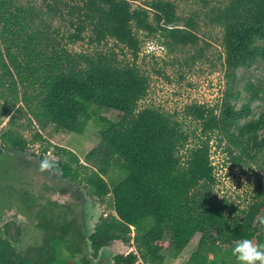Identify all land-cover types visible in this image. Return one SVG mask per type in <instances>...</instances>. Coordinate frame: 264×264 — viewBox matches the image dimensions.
<instances>
[{
    "label": "trees",
    "instance_id": "trees-1",
    "mask_svg": "<svg viewBox=\"0 0 264 264\" xmlns=\"http://www.w3.org/2000/svg\"><path fill=\"white\" fill-rule=\"evenodd\" d=\"M134 1L43 0L37 6L0 0V87L9 93L5 116L22 113L40 131L52 126L56 133H81L93 115L91 107L118 113L114 121L98 119L99 142L84 165L72 151L55 148L57 156L67 157L56 164L63 178L82 185L89 197L102 202L111 197L107 207L114 216L102 218L88 236L94 254L113 241L132 242L135 251L116 255L115 264H168L165 246L177 257L199 233L196 250L182 264H238L232 255L235 243L264 238L256 225L264 211V183L245 208L231 215L225 202L213 196L210 142L213 137L225 142L233 165L264 151V112L242 122L252 113L251 102L263 99L264 87L248 82L247 102L239 109L233 104L240 96L237 71L264 63V0H225L206 14L209 24L221 29L225 88L219 106H184L183 117L194 123L192 128L158 108L139 107L149 80L136 61L139 33L171 53L187 51L184 58L193 62L205 58L196 14L179 16L169 0H150L137 8ZM110 40L130 62L103 49ZM80 41L91 51L68 49ZM0 138L2 151L14 156L29 145L13 129ZM33 139L42 137L36 133ZM49 146L46 142L44 150ZM5 161L0 157V173L13 167ZM259 168L264 173V158ZM113 169L115 177L110 176ZM258 225L264 227V221ZM81 245L75 224L60 222L35 252L24 256L0 238V264H88Z\"/></svg>",
    "mask_w": 264,
    "mask_h": 264
},
{
    "label": "rangeland",
    "instance_id": "rangeland-1",
    "mask_svg": "<svg viewBox=\"0 0 264 264\" xmlns=\"http://www.w3.org/2000/svg\"><path fill=\"white\" fill-rule=\"evenodd\" d=\"M21 1L37 6L43 2V0ZM148 1L150 0H136L132 3V6L133 8L141 7L144 2ZM169 1L175 4L177 14L181 17H189L196 14L198 24L196 34L199 38V46L204 49L205 58L197 59L193 62L191 58H184L189 54L187 51L176 54L171 53L156 39L146 38L143 33H139L138 36L142 40V43L136 65L140 67V70L149 80L147 95L139 102V107L151 106L158 108L182 121L186 127L192 128L194 123L183 117L182 111L184 106L192 103L204 104L208 107L219 106L225 88L222 49L220 45L221 29L209 24L208 16L206 15L212 7L221 5L225 0ZM67 47L74 52L91 51L85 41L69 44ZM103 49L115 52L117 59L120 61H131L130 56H124L112 40L108 41ZM248 82L264 87L263 62H259L249 69L237 71L236 90L240 91V96L237 101L233 102L236 109H239L250 97V92L244 87ZM0 92L4 95V99L0 98V136L6 130L13 129L29 142L23 154L30 161L13 166L14 169L11 170L12 174L0 177V179H3L0 180V187H2L0 188V237L9 240L14 250L21 254V256H24L27 253L35 252L44 243L46 234L52 231H49V227L44 228L39 225L38 218L36 217V215L40 217L44 216L42 210L44 206L46 216L52 217L54 214L53 205H56V213L62 214V218H64V214H71L65 219L68 221L74 219L79 228L82 225L79 216V204L81 202L74 201V196L70 194L65 195L62 193L63 190L68 189V183L56 166L58 162L66 160L67 157L57 156L55 148L58 147L72 151L79 158V163L84 165V157L99 142L97 132L100 129V125L98 124V119L106 117L114 121L119 116L118 113L111 110L91 107L89 112L93 115L81 133H56L52 126H48L45 130L40 131L35 123L30 125L29 120L22 113H15L11 118L10 116L6 117L4 107L6 106L5 99L8 100L9 93L6 86L0 87ZM260 96H263V99L251 102L250 109L252 113L249 117L243 119L242 122L256 118L259 113L264 112V95L260 94ZM19 105L22 106L21 104ZM36 133L42 137V140L33 139ZM262 135L263 131L260 132V136ZM46 142L50 146L45 151ZM210 145L211 161L216 176L213 196L217 201H224L227 205V211L233 215L245 208L252 201L258 190L257 188L264 183V173L259 168L264 158V151L255 159L250 160L244 157L240 165H233L231 157L225 149L227 146L225 142L219 144L213 137ZM7 155L12 156V153H8ZM44 158L54 161L55 166L45 171H40L39 164ZM8 162L14 164L15 160L9 159ZM117 172V169H113L110 172V176L115 177ZM6 183L12 185L21 197L14 191L6 188ZM72 185L77 186V188L82 187V185L76 182H72ZM20 198L24 199L30 206L26 209H22L19 205L11 206ZM110 199L111 197L107 196L99 204L94 197H87L88 203L91 206L87 223L89 231L93 229L101 217L114 216L113 211L107 207ZM47 207H50L52 211L46 210ZM22 210L26 211L22 212ZM260 221H264V211L257 217L256 223L259 228V234L263 237L264 227H259ZM60 222L49 221L43 223L55 227ZM80 231L82 232V229ZM199 238L200 234H195L186 248L177 257H173L170 249L165 246L163 250L165 262L168 264L184 263L196 250ZM262 240L261 243H258L256 239H253L255 243L264 245V238ZM131 243L127 246L120 241H113L106 251L111 256L126 255L129 252L135 251ZM165 243H167V238H165ZM223 248L226 249L228 247L225 246ZM107 261V258H105L100 261V264H107ZM137 263L140 264L141 262L138 261Z\"/></svg>",
    "mask_w": 264,
    "mask_h": 264
},
{
    "label": "flooded vegetation",
    "instance_id": "flooded-vegetation-1",
    "mask_svg": "<svg viewBox=\"0 0 264 264\" xmlns=\"http://www.w3.org/2000/svg\"><path fill=\"white\" fill-rule=\"evenodd\" d=\"M8 153H5L1 150L0 148V157L4 160H6L5 162H8V159L11 160H15V163L13 164V166H18V164H22L24 162L30 161L28 158L24 157V154H18V156H14V154H12V156H8ZM19 156H23V157H19ZM9 163V162H8ZM6 163V164H8ZM12 169H14V167L7 169V167H4L1 169V173H0V177L1 176H9L10 174H12ZM5 171H7V173H5ZM17 178V177H16ZM3 180V179H0ZM67 181V185H68V189L67 190H63L62 193L65 195L70 194L71 196H74L73 200L77 201L80 206V211H79V216H80V220L82 225L80 226V228L77 226L76 221L74 219H70L69 221L65 218H68L71 214H64L62 218V214L60 213H56V209L57 206H54V214L52 215V217H48L45 215V206L42 209L44 212V216L40 217L39 215H36V217L38 218L39 221V225L43 226L44 228H48L49 227V231L54 229L53 225H45L43 222H49V221H61V222H72L75 224L76 228L78 229L79 235L82 237V245H81V249L83 253H86L87 256V262L88 264H100L101 260H104L105 258H107V264H115L113 259L115 256H111L110 253H107L106 249L108 248V246L110 245V243L107 246H101L99 247V249L97 250V252L94 254V251H92V249L90 248V242L88 241V236L93 233L95 227L97 226V224L100 222V220L102 219V217L99 219V221L94 225L93 229L91 231L88 230L87 228V223H88V215H89V209H90V205L88 203L87 197H89L86 194L85 189L83 188V186L81 188H77V186L72 185V183H70V181L68 179H66ZM7 187H10L13 191H15V188L10 185L7 184ZM2 188V187H0ZM16 193L19 194V192L15 191ZM20 195V194H19ZM21 197V196H20ZM98 203L100 204L102 201L95 198ZM10 204V203H8ZM5 205V204H4ZM21 207L22 209H26L27 207L30 206V204L26 203V201L22 198H20L19 200H17L15 202V204L11 205V206H18ZM10 207V206H9ZM46 210L52 211V209L50 207H47ZM26 210H22V212H24ZM106 217V216H105ZM84 224V225H83ZM82 229V232L80 231ZM84 232V234H83ZM1 239H4L2 237H0ZM6 240V239H4ZM9 241V240H8ZM10 242V241H9ZM12 245V244H11ZM13 247V246H12ZM92 259V260H90ZM95 261V262H94Z\"/></svg>",
    "mask_w": 264,
    "mask_h": 264
},
{
    "label": "clouds",
    "instance_id": "clouds-1",
    "mask_svg": "<svg viewBox=\"0 0 264 264\" xmlns=\"http://www.w3.org/2000/svg\"><path fill=\"white\" fill-rule=\"evenodd\" d=\"M54 166V161L44 158L40 161L39 169L45 171ZM232 255L238 264H264V245L250 238H240L232 248Z\"/></svg>",
    "mask_w": 264,
    "mask_h": 264
},
{
    "label": "built area",
    "instance_id": "built-area-1",
    "mask_svg": "<svg viewBox=\"0 0 264 264\" xmlns=\"http://www.w3.org/2000/svg\"><path fill=\"white\" fill-rule=\"evenodd\" d=\"M131 236H133V234H131ZM136 264H139V263H136ZM141 264V263H140Z\"/></svg>",
    "mask_w": 264,
    "mask_h": 264
}]
</instances>
